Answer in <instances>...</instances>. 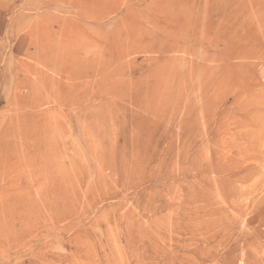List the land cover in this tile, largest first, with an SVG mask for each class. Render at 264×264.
<instances>
[{
	"label": "rangeland",
	"instance_id": "rangeland-1",
	"mask_svg": "<svg viewBox=\"0 0 264 264\" xmlns=\"http://www.w3.org/2000/svg\"><path fill=\"white\" fill-rule=\"evenodd\" d=\"M257 13L0 0V264H264Z\"/></svg>",
	"mask_w": 264,
	"mask_h": 264
},
{
	"label": "bare ground",
	"instance_id": "bare-ground-1",
	"mask_svg": "<svg viewBox=\"0 0 264 264\" xmlns=\"http://www.w3.org/2000/svg\"><path fill=\"white\" fill-rule=\"evenodd\" d=\"M250 20L248 21L247 28H250L252 32L254 31L255 33L258 34L257 37L255 38L257 44L258 43L264 44V15L257 13L254 15L253 19ZM244 25L246 24L243 23L241 27H243ZM261 153H262L261 154L262 161L260 163V166L264 167V151H261Z\"/></svg>",
	"mask_w": 264,
	"mask_h": 264
}]
</instances>
